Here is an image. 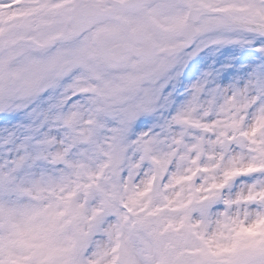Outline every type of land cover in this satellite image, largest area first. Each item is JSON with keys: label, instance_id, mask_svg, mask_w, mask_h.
<instances>
[{"label": "snow or ice", "instance_id": "6c2138e0", "mask_svg": "<svg viewBox=\"0 0 264 264\" xmlns=\"http://www.w3.org/2000/svg\"><path fill=\"white\" fill-rule=\"evenodd\" d=\"M0 264H264V0H0Z\"/></svg>", "mask_w": 264, "mask_h": 264}]
</instances>
